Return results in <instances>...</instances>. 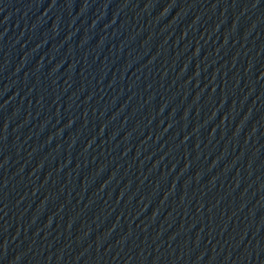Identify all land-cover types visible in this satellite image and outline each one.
I'll use <instances>...</instances> for the list:
<instances>
[{"label": "water", "instance_id": "obj_1", "mask_svg": "<svg viewBox=\"0 0 264 264\" xmlns=\"http://www.w3.org/2000/svg\"><path fill=\"white\" fill-rule=\"evenodd\" d=\"M0 264H264V0H0Z\"/></svg>", "mask_w": 264, "mask_h": 264}]
</instances>
